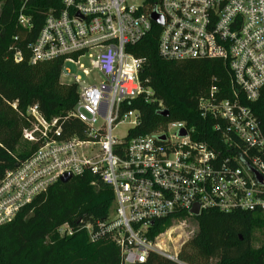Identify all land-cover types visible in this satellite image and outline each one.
Segmentation results:
<instances>
[{
  "label": "built area",
  "instance_id": "obj_1",
  "mask_svg": "<svg viewBox=\"0 0 264 264\" xmlns=\"http://www.w3.org/2000/svg\"><path fill=\"white\" fill-rule=\"evenodd\" d=\"M20 1L17 25L28 30L27 0ZM151 1L61 0L59 9L45 15L27 46L29 64L62 59L60 81L77 89L71 116L86 126V137L57 140L56 120L46 121L37 106L26 111L30 126L22 139L37 148L0 177V226L61 176L85 173L112 190L114 217L109 216L107 231L123 264H142L149 254L175 261L149 232L155 221L180 214L193 219L188 212L194 205L199 214L209 209L264 214V184L254 175L264 181V135L249 107L264 102V0ZM154 12L162 19V26L156 25L160 58L227 65L231 97L222 98L212 85L198 99L199 115L213 122L217 135L210 143L193 139V130L176 121L155 133L129 135L139 115L125 111L124 104L150 95L139 82L145 60L129 48L155 25L149 18ZM13 59L22 60L20 51ZM94 73L99 83L89 79ZM123 125L125 135H115Z\"/></svg>",
  "mask_w": 264,
  "mask_h": 264
},
{
  "label": "trees",
  "instance_id": "obj_2",
  "mask_svg": "<svg viewBox=\"0 0 264 264\" xmlns=\"http://www.w3.org/2000/svg\"><path fill=\"white\" fill-rule=\"evenodd\" d=\"M148 3L153 1L148 0ZM61 0H27L24 14L31 18L28 30L17 25L20 0H6L0 9V177L15 168L37 148L29 144L26 153L14 155L22 131L30 126L26 111L37 106L46 120H56L57 140L84 139L87 128L71 116L77 102L74 84L60 81V58L29 64L27 46L33 42L50 9H59ZM160 27L152 29L130 51L145 60L139 82L150 95L142 93L124 104L136 111L138 125L132 137L158 132L170 121L184 122L193 130V139L209 142L217 138L213 122L198 112V99L214 85L222 98H230L231 77L221 60L169 61L159 57ZM20 51L22 60L13 56ZM15 105V109L11 105ZM264 135V102L249 104ZM169 114L164 119L159 112ZM210 143V142H209ZM112 190L85 173L69 182L54 183L8 224L0 226V264H123L112 233L107 231ZM261 213L216 209L194 217L197 230L180 247L175 261L149 254L142 264H264V244L252 247L255 229L264 226ZM155 221L149 238L159 235L170 219ZM65 227L69 235L60 236ZM88 227L90 231H88ZM94 237V241L91 240Z\"/></svg>",
  "mask_w": 264,
  "mask_h": 264
},
{
  "label": "rangeland",
  "instance_id": "obj_3",
  "mask_svg": "<svg viewBox=\"0 0 264 264\" xmlns=\"http://www.w3.org/2000/svg\"><path fill=\"white\" fill-rule=\"evenodd\" d=\"M85 65H87L86 61H83ZM89 68L88 66H86ZM71 70L73 74L79 73V71L74 68L73 66H67ZM89 79L93 83H99L100 81V75L97 73L92 74ZM62 83L63 82H68L65 79H61ZM128 127L126 125H123L116 129L114 132L115 135L117 136H124L125 133L127 132ZM30 150V145L25 142L22 139V134L18 139V143L15 146L14 149V155H18L20 153H26ZM114 205L112 204V207L110 208L109 211V216L112 218L114 217ZM259 219L264 220V214L258 216ZM197 230V224L194 221V219L186 217V216H181L177 218L170 219V221L164 226L163 231L157 235L158 242L161 244L163 249L167 251L171 255H176L178 253V250L180 249L181 246L187 243L193 235L195 234ZM60 236L63 235H69V230L66 229L65 227L61 228L59 231ZM262 244H264V226H261L260 229H255L252 235V247L253 248H258Z\"/></svg>",
  "mask_w": 264,
  "mask_h": 264
},
{
  "label": "water",
  "instance_id": "obj_4",
  "mask_svg": "<svg viewBox=\"0 0 264 264\" xmlns=\"http://www.w3.org/2000/svg\"><path fill=\"white\" fill-rule=\"evenodd\" d=\"M149 18H150V20H151L155 25L162 26V19H161V18H160L155 12L152 13V14L150 15ZM159 116H160L161 118L166 119V118H168L169 114H168V112H167L166 110H163V111H160V112H159ZM180 135H181L182 137H185V133H184V131H181V132H180ZM254 175H255V180H256V182L259 183V184H261V185H263V184H264V181H263V180H262L257 174L254 173ZM70 180H71L70 175L65 174V175H63V176L60 177L59 182L62 183V184H65V183L69 182ZM188 214H189V215H192L193 217H198V215H199L198 206H197V205H194V206L190 209V211L188 212Z\"/></svg>",
  "mask_w": 264,
  "mask_h": 264
}]
</instances>
